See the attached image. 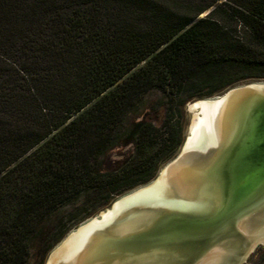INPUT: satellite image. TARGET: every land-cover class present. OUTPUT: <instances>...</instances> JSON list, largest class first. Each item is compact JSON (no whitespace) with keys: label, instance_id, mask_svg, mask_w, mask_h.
I'll return each instance as SVG.
<instances>
[{"label":"trees","instance_id":"1","mask_svg":"<svg viewBox=\"0 0 264 264\" xmlns=\"http://www.w3.org/2000/svg\"><path fill=\"white\" fill-rule=\"evenodd\" d=\"M263 79L264 0H0V264H26L39 219L69 200L148 184L181 143L174 108ZM154 88L163 133L137 123L133 155L101 173Z\"/></svg>","mask_w":264,"mask_h":264},{"label":"water","instance_id":"2","mask_svg":"<svg viewBox=\"0 0 264 264\" xmlns=\"http://www.w3.org/2000/svg\"><path fill=\"white\" fill-rule=\"evenodd\" d=\"M217 101L215 145L186 147L198 118L194 113L176 158L151 182L113 201L99 217L158 181L167 184L168 199L192 208L128 205L93 229L75 256L57 259L92 218L66 235L45 264H244L263 247L264 83L233 87L207 103ZM189 110L202 115L200 107L189 105Z\"/></svg>","mask_w":264,"mask_h":264},{"label":"rangeland","instance_id":"3","mask_svg":"<svg viewBox=\"0 0 264 264\" xmlns=\"http://www.w3.org/2000/svg\"><path fill=\"white\" fill-rule=\"evenodd\" d=\"M220 1L222 2L224 0H220ZM205 14H207V12L201 14V16ZM249 83H264V79L260 81H257V80L244 81V82L239 83L235 87L249 84ZM219 96L203 98V99H209L211 101V100H216ZM164 100L166 99H165L164 91L162 89H159V88L150 89L143 96L141 101L133 109H131L129 112L126 113V117L120 123L118 132L115 135L114 144L107 151L101 153L100 156L98 157V161L96 164L98 171H100L101 173L110 172V171L116 170L120 168L121 166L125 165L124 163L129 159L131 155H133L134 150H135V139L133 135L134 134L133 130L137 123L139 122L152 123L153 126L156 128V130H158V133H157L158 135L163 133L164 131L163 123L165 120L164 118L166 117V110H165L166 105L164 107V103H163ZM194 101H190L186 103L183 108H174L172 111H170L169 117L172 119V121L178 122V127H179L178 129L179 137L178 138L181 140V143L177 151L168 160V162H164L161 164V166H159L157 174L167 163H169L174 158H176V156L180 153L182 144L185 140V137L187 136L188 126L192 120L194 113L198 114V118L196 122L194 123V125L192 126L191 133H190L191 135H189V138L192 136V133L196 129H198V127L202 128L201 136H204V135L205 136L201 137V141L200 142L198 141L199 143H197V141L190 143V145H188V148H193V147L206 148V147L216 144L217 136L215 134L213 125L211 126L212 128L208 127L206 129L204 126V123L210 119V116L207 115V112L204 109V104L207 101H203L201 103L198 102L199 104L197 106L191 107V105L194 104L193 103ZM189 105H190V108L192 109H197L198 107H200L202 115L200 116L199 110L190 111ZM212 111H213V108L211 109V112ZM213 138L215 139L213 140ZM143 186L144 185L139 186V187H143ZM127 193L128 192L120 196H116L107 205H101V206L100 204L101 202H103L102 200L103 195L101 193H98V194L95 193L93 195L81 194L69 200L68 202L64 203L63 205H61L60 207H58L56 210L52 211L51 213L45 215L42 219H39L40 222L37 224L35 232L34 234H32L33 236L30 239L29 255L27 257L26 264H40V263L45 264L50 252L60 244V242L64 239L66 235H68L72 231H75V229L79 225L84 224L85 222L91 220L92 218H94L95 220L92 221L90 224L93 226H96L95 228L100 227L103 224L109 222L114 216V213L118 212L123 207L118 208L116 210L107 211L102 215V217H99V214L108 208L110 209V206L113 201L119 199L120 197L126 195ZM137 202H136L137 204L161 205V206H167V207L178 208V209L192 208V206L187 205L185 203H181L178 201H172L168 199L165 196V192L158 193L150 197H143ZM109 217L110 219L108 221H104L105 219ZM83 230L80 231L79 233H76L67 242V245L70 242H72V240L74 241V239L79 234L81 235ZM59 234L62 236L61 238H59V241L56 242L57 236ZM262 248H264V246ZM259 253L260 252L256 248L254 252L249 255L245 263L252 264V262L250 261L252 260L251 256L253 255V258L256 259L260 255Z\"/></svg>","mask_w":264,"mask_h":264},{"label":"bare ground","instance_id":"4","mask_svg":"<svg viewBox=\"0 0 264 264\" xmlns=\"http://www.w3.org/2000/svg\"><path fill=\"white\" fill-rule=\"evenodd\" d=\"M207 102H210V101H207ZM207 102H205V104H204V109L207 112V115L210 116V119L207 120L204 123V126H205V129H206V128L211 127L213 125L215 134L217 135V128H216L217 126L215 125V117H216V114L218 112V104H219V101H217L216 103H213V104H209ZM198 104H199L198 102L197 103H194V104L191 105V107H195ZM212 108H213V111L211 112V109ZM211 116H212V118H211ZM201 129H202L201 127H198V129H196L192 133V136L188 139V142H187V145H186L187 147H188V145H190V143H192L194 141H197V143H199L201 141V137H204L205 136V135L204 136H201L202 135V130ZM203 132H204V130H203ZM211 132H213V131H211ZM214 139L215 138H213V140ZM166 188H167V184L165 183V181H160V182L158 181L151 189H149L147 191H144L143 193H141L140 195H138V197H135V198L131 199L130 201H124V204H121V205L116 204L113 210H116V209L121 208V207H126L128 205H133L134 203H136L138 200L142 199L143 197H150V196L155 195V194H158V193H164V192H166ZM109 219H110V217L107 218V219H105L104 221H108ZM95 227L96 226H93V225L90 224V227H88L85 230H83V232L81 233V235L79 234L76 237L77 239L75 238L74 241L72 240V242H70L67 245V247L65 248V250L63 251V253L61 254V256H59L57 259L61 258L63 260H68V259H71L73 256H75L77 254V252L81 249V247L84 245V243L86 242L88 235L91 233V231L93 229H95Z\"/></svg>","mask_w":264,"mask_h":264}]
</instances>
